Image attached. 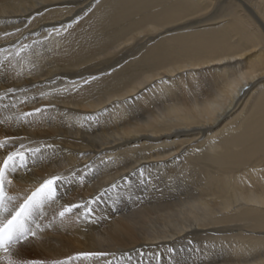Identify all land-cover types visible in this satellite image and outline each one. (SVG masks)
<instances>
[{"label":"bare ground","instance_id":"bare-ground-1","mask_svg":"<svg viewBox=\"0 0 264 264\" xmlns=\"http://www.w3.org/2000/svg\"><path fill=\"white\" fill-rule=\"evenodd\" d=\"M21 35L0 94L29 99L0 101V139L52 147L10 194L62 173L44 223L81 207L14 260L264 264V0H0V47Z\"/></svg>","mask_w":264,"mask_h":264},{"label":"snow or ice","instance_id":"snow-or-ice-1","mask_svg":"<svg viewBox=\"0 0 264 264\" xmlns=\"http://www.w3.org/2000/svg\"><path fill=\"white\" fill-rule=\"evenodd\" d=\"M91 9H89L90 11ZM19 28L15 29V32H20ZM59 35L58 30H54ZM14 33H4V36H10ZM52 33L48 32V36ZM48 36L44 39L47 40ZM27 37L21 35L17 38L14 44L10 43L9 48L0 47V75H3L13 65V57L19 56L20 52L31 49L32 44L23 43ZM33 43H40L39 41H33ZM20 73L18 72L17 75ZM95 79V77H92ZM83 83L87 84L85 80ZM27 89L8 88L0 94V101L8 99L12 107L16 106L13 102H23L15 93L20 92L24 95V100L27 101ZM9 94H12L11 96ZM41 98H44L48 93L39 91ZM35 99V97H32ZM8 107V105H3ZM53 105H47L46 107H35L30 112H21L17 117V121L24 120L27 122L29 117H35L37 114L44 115L49 108ZM5 121L0 120V124ZM21 138L6 136L0 139V264H43V262L36 261H19L14 260L13 256H18L19 251H13L17 245L21 248L24 247L30 240L35 238L39 232L44 228L53 226V222L60 218L63 222L74 209H79V204L61 205L60 210L52 216V219L47 224L44 221L47 219L45 209L50 208L56 204L59 198V187L61 184L69 180V176H65L62 173L50 175L48 177L34 178V188L24 192L21 197L20 194H10V188L12 187V180L10 176L23 172L28 173L33 170V167L37 164L39 159H42V150L51 148L52 145L42 144L38 147H26L23 142H20ZM14 149V150H10ZM31 165V166H30ZM88 168V165H85ZM142 172V170H141ZM73 178H78L80 182L85 179L84 174H77L73 172L70 174ZM117 187L116 184H112L111 188ZM107 191V190H105ZM100 197H95L89 203L83 205L84 216L87 219L94 209L90 206L95 203ZM107 253L87 252L79 253L78 257H106ZM72 257H68L65 260H55L51 264H70ZM129 261L131 257L128 258ZM107 264H111V261H107Z\"/></svg>","mask_w":264,"mask_h":264},{"label":"rangeland","instance_id":"rangeland-1","mask_svg":"<svg viewBox=\"0 0 264 264\" xmlns=\"http://www.w3.org/2000/svg\"><path fill=\"white\" fill-rule=\"evenodd\" d=\"M121 262H124L123 260H120L119 262H116L115 264H120Z\"/></svg>","mask_w":264,"mask_h":264}]
</instances>
